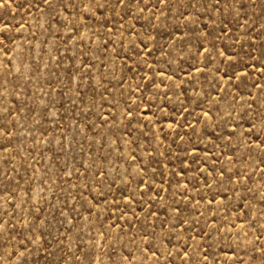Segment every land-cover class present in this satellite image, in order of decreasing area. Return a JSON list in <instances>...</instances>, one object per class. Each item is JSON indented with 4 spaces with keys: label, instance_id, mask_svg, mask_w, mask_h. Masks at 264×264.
Wrapping results in <instances>:
<instances>
[{
    "label": "rangeland",
    "instance_id": "rangeland-1",
    "mask_svg": "<svg viewBox=\"0 0 264 264\" xmlns=\"http://www.w3.org/2000/svg\"><path fill=\"white\" fill-rule=\"evenodd\" d=\"M0 264H264V0H0Z\"/></svg>",
    "mask_w": 264,
    "mask_h": 264
},
{
    "label": "snow or ice",
    "instance_id": "snow-or-ice-1",
    "mask_svg": "<svg viewBox=\"0 0 264 264\" xmlns=\"http://www.w3.org/2000/svg\"><path fill=\"white\" fill-rule=\"evenodd\" d=\"M48 2V0H45V3H47ZM120 2H122V0H120Z\"/></svg>",
    "mask_w": 264,
    "mask_h": 264
}]
</instances>
